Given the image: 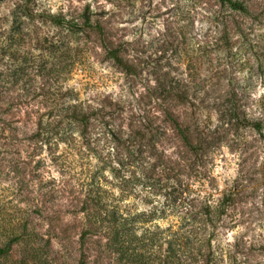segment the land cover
<instances>
[{"label":"rangeland","instance_id":"374dc122","mask_svg":"<svg viewBox=\"0 0 264 264\" xmlns=\"http://www.w3.org/2000/svg\"><path fill=\"white\" fill-rule=\"evenodd\" d=\"M241 1L0 0V264H264V0Z\"/></svg>","mask_w":264,"mask_h":264},{"label":"trees","instance_id":"16d2710c","mask_svg":"<svg viewBox=\"0 0 264 264\" xmlns=\"http://www.w3.org/2000/svg\"><path fill=\"white\" fill-rule=\"evenodd\" d=\"M218 3L220 5V7L223 8V10L225 12L226 11H235V12H241V13H248V11H249L247 5L244 2H242L241 0H218ZM85 23L87 25H89L90 27L94 28L101 35L102 44L105 47V49L107 50V52L109 53V55L115 61H117L118 64H120L121 66L126 65L123 58L120 56L118 48H115L113 46V44H111V42L108 41L104 27L98 23L94 24L91 21V18L89 16H85ZM223 31L225 33V29ZM171 119H172L173 123L176 124V126L178 128V132L180 133L183 140L187 143V145L192 149L196 148V144H194V142L192 141L189 130H187V128L183 127L182 124L179 123L178 120L174 116H172ZM251 125L254 126L256 129H260V127H261L260 122H255V123H252ZM166 188H168L167 185H166ZM235 199H236V192L235 191H232V190L224 191L222 193L221 200L219 201V204L217 205V208L221 209L220 210V212H221L224 209H226L228 206L233 205V202L235 201ZM207 207H208L207 209L205 208L206 209L205 213L210 215L211 212H210L209 206H207ZM105 216L108 219L109 223H111V224L115 225L118 222L116 217H115V213L113 211L105 212ZM121 223L122 224H119V222H118L117 224L119 226H123V227H127V225H128L127 222H121ZM96 230H97V227L94 228L93 226L92 227L90 226V228H87L86 230H84L81 233L80 242H81L82 249L84 247H86L87 239L90 238L92 235H94L96 233ZM111 235H112L113 240L116 238L118 241H120L122 243L121 250L123 253H128V251L130 250L129 246L135 240L138 244H143L141 237L137 238V233H135V232H130V233L129 232H126V233L122 232L121 233L118 230L117 231L112 230ZM184 241H185V236L181 237L178 240V242H180V243H178V245L180 244V247H182L185 244ZM7 249L10 250L11 246H8ZM4 251H5L4 249L0 248V253H2ZM170 253L169 254L172 255V258L176 257L174 259H177L178 251H177V253H175V251L174 252L170 251ZM85 256H86V254H85V250H84V251H82V259L80 261V264H86ZM137 256L140 257L141 254H139V253L135 254V257H137Z\"/></svg>","mask_w":264,"mask_h":264}]
</instances>
